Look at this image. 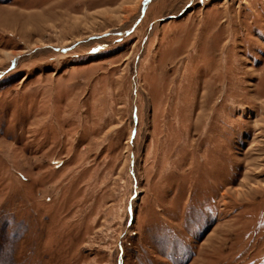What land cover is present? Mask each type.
<instances>
[{"label":"rangeland","instance_id":"1","mask_svg":"<svg viewBox=\"0 0 264 264\" xmlns=\"http://www.w3.org/2000/svg\"><path fill=\"white\" fill-rule=\"evenodd\" d=\"M0 264H264V0H0Z\"/></svg>","mask_w":264,"mask_h":264}]
</instances>
